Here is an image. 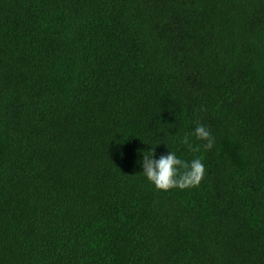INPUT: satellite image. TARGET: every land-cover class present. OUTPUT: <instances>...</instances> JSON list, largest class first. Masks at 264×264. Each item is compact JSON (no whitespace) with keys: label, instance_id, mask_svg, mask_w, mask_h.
<instances>
[{"label":"trees","instance_id":"1","mask_svg":"<svg viewBox=\"0 0 264 264\" xmlns=\"http://www.w3.org/2000/svg\"><path fill=\"white\" fill-rule=\"evenodd\" d=\"M0 264H264V0H0Z\"/></svg>","mask_w":264,"mask_h":264},{"label":"clouds","instance_id":"2","mask_svg":"<svg viewBox=\"0 0 264 264\" xmlns=\"http://www.w3.org/2000/svg\"><path fill=\"white\" fill-rule=\"evenodd\" d=\"M192 137L201 144L193 146ZM181 143L191 152L211 150L214 139L209 129L197 123L191 133L181 138ZM138 162L144 178L159 191L170 189H191L198 187L204 178L205 166L201 157H194L190 161L177 156L175 151H167L157 156L154 149L144 151Z\"/></svg>","mask_w":264,"mask_h":264}]
</instances>
